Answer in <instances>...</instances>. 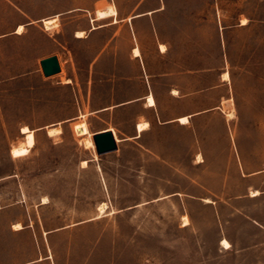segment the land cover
<instances>
[{"label":"rangeland","instance_id":"obj_1","mask_svg":"<svg viewBox=\"0 0 264 264\" xmlns=\"http://www.w3.org/2000/svg\"><path fill=\"white\" fill-rule=\"evenodd\" d=\"M0 264H264V0H0Z\"/></svg>","mask_w":264,"mask_h":264},{"label":"bare ground","instance_id":"obj_2","mask_svg":"<svg viewBox=\"0 0 264 264\" xmlns=\"http://www.w3.org/2000/svg\"><path fill=\"white\" fill-rule=\"evenodd\" d=\"M163 8H164V6L162 5L161 9H163ZM128 19H132V17H129ZM57 21H58L57 18H49V19H45L44 20V23H45V25H46L47 28H50L51 25H53ZM24 29H25V26L23 24H21V25H19L17 32L18 33H22L24 31ZM84 36H85V32L84 31H79L78 37H84ZM160 47H161V50L162 51H166V49H167V46L165 44H161ZM133 52H134V55L137 56V57H139V56L142 55V51H141L139 45H136L135 46ZM224 76H225V79L230 80L229 72H225L224 73ZM174 92L178 93L177 90H175ZM155 103H156L155 97L153 96V94H151L149 96V105H155ZM233 117H234V112L232 111V112H230L228 114V118L231 119ZM180 121H181V123H184V124L185 123H188V122H190V116H182V117H180ZM75 126H76V131L78 130L79 133H81V134L89 133L90 136H88L86 138L87 139V142L89 144H91L92 146H95V143H94V141H93V139L91 137L93 134L90 133L89 127H88L87 123L86 122H81V123H79V124H77ZM147 127H148V123H139V129L140 130H144ZM60 131H61V128L60 127H51L49 129V133L50 134H55V133L60 132ZM22 132L24 134H26L27 143L24 144V145H20V146L14 147L12 149V153H13L14 157L15 156L16 157H19V156H23V155L28 154L30 152V150H31V147H33L34 144H35V130L30 129L28 126H24L22 128ZM199 159H200V161H203V158H202V155L201 154H199ZM260 193H261L260 190L255 189L252 192V196H258ZM207 200L210 201V199H207ZM105 206H106V203H103L101 205V210L102 211L105 208ZM17 225L19 227H22L21 224H17ZM223 243L226 244V245H229V242L226 239H224Z\"/></svg>","mask_w":264,"mask_h":264},{"label":"water","instance_id":"obj_3","mask_svg":"<svg viewBox=\"0 0 264 264\" xmlns=\"http://www.w3.org/2000/svg\"><path fill=\"white\" fill-rule=\"evenodd\" d=\"M41 64L46 76H52L61 72V64L57 55H52L43 59ZM94 141L99 155L118 149V144L113 131H105L94 135Z\"/></svg>","mask_w":264,"mask_h":264},{"label":"crops","instance_id":"obj_4","mask_svg":"<svg viewBox=\"0 0 264 264\" xmlns=\"http://www.w3.org/2000/svg\"><path fill=\"white\" fill-rule=\"evenodd\" d=\"M161 9V8H160ZM156 10H150V11H147V13H141V14H137V15H134L133 17H137V16H142V15H145V14H148V13H152V12H155ZM161 44H165L166 45V43H160V45ZM138 45V44H137ZM167 46V45H166ZM140 47V46H139ZM134 48H135V46L133 47V50H134ZM141 49V48H140ZM160 49H161V47H160ZM167 50V49H166ZM142 51V50H141ZM162 51V50H161ZM162 52H165V51H162ZM134 53V52H133ZM142 56V55H141ZM225 73V72H224ZM176 90V89H175ZM178 91V90H177ZM151 94H153V96L155 97V95H154V93L152 92V91H150V93H148V94H146V95H144V96H142V97H138V98H134V99H131V100H128V101H125V102H122V103H119V104H116V105H113V106H109V107H104L102 110H105V109H108V108H110V107H114V108H118V107H120V106H125V105H127V104H129V103H132V102H134V101H137V100H140V99H146V101H147V106L148 107H155L156 108V110H158L157 112H158V119H159V123L160 124H162V125H167V124H172L173 122H174V119H169V120H163L162 118H161V114H160V112H159V109H158V100L156 99V97H155V100H156V103H155V105H149V96L151 95ZM196 114H198V112H196L194 115H196ZM185 116H190V118H191V114H189V115H185ZM139 123H148V127L146 128V129H144V130H140L139 129ZM150 126H151V121L150 120H147V121H145V122H140V121H138L137 123H136V126H135V129H136V132H135V134H133V135H131V136H128L127 137V140H130V139H134V138H139V137H142V133L143 132H145V131H147L148 129H150ZM53 127H60V126H53ZM51 128V127H50ZM49 128V129H50ZM61 128V127H60ZM105 131H113L114 132V135H115V133H116V131H115V129L113 128V127H111V126H106V127H103V128H100L99 130H97V131H95V133H94V135H96V134H98V133H102V132H105ZM48 132H49V130H48ZM50 134V133H49ZM87 134V133H86ZM89 134V133H88ZM50 135H53V134H50ZM116 135H117V133H116ZM115 135V137H116V141H117V139H119L117 136ZM87 140V139H86ZM118 144V143H117Z\"/></svg>","mask_w":264,"mask_h":264}]
</instances>
